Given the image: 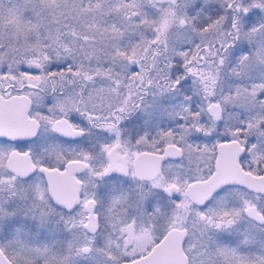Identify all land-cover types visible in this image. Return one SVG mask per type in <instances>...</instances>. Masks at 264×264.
<instances>
[{
    "label": "flooded vegetation",
    "instance_id": "flooded-vegetation-1",
    "mask_svg": "<svg viewBox=\"0 0 264 264\" xmlns=\"http://www.w3.org/2000/svg\"><path fill=\"white\" fill-rule=\"evenodd\" d=\"M132 44L120 43L122 58L81 56L77 71L54 58L39 71L0 45V254L9 264H87L92 255L89 264H127L183 231L186 264H264V67L255 119L226 120L234 109L210 101L214 121L195 86L234 43L193 46L172 67L159 42L131 66ZM221 144L233 151L218 156ZM167 146L181 156L161 160ZM220 169L227 183L185 194ZM41 170L59 174L55 199Z\"/></svg>",
    "mask_w": 264,
    "mask_h": 264
},
{
    "label": "rangeland",
    "instance_id": "rangeland-1",
    "mask_svg": "<svg viewBox=\"0 0 264 264\" xmlns=\"http://www.w3.org/2000/svg\"><path fill=\"white\" fill-rule=\"evenodd\" d=\"M252 4L253 0H177L170 11L158 9L150 0L120 6L117 0H0V45L36 63L39 71L52 58L54 66L62 69L64 64L77 71L82 63L78 55L96 63L102 60L97 58L112 54L122 58L123 40L133 41L131 66L145 54L148 42L163 44L169 67L184 62L193 46L218 43L222 48L234 43L211 65L212 79L199 73L195 91L203 107L215 101L233 108L226 120L243 116L253 121L259 99L256 80L264 67V0L258 7L251 8ZM235 13L238 21L231 29ZM151 18L153 22L148 21ZM52 41L50 48L46 43ZM137 240L134 232L132 242ZM90 258L87 264L99 256Z\"/></svg>",
    "mask_w": 264,
    "mask_h": 264
},
{
    "label": "water",
    "instance_id": "water-1",
    "mask_svg": "<svg viewBox=\"0 0 264 264\" xmlns=\"http://www.w3.org/2000/svg\"><path fill=\"white\" fill-rule=\"evenodd\" d=\"M153 4L155 5H168L170 7H174L176 5L177 0H150ZM180 25H183L182 22H180ZM207 113L213 119L214 121H220L219 118V108L218 105L211 103L208 105L206 108ZM233 145V144H232ZM231 144H221L218 145V156H224L225 153L230 149L232 150ZM233 151V150H232ZM172 156L179 157L181 156V152L177 147L174 146H167L161 155L160 159L164 160L167 158H170ZM236 167V166H233ZM222 168V167H221ZM68 169V168H67ZM220 169V173L216 175L214 178L206 181V182H201V183H194L192 185H189L186 190L185 194L190 198V193L194 190H200L203 192L206 196L209 195L212 191L216 190L220 185H223L227 183L225 180L223 173ZM11 171V169H10ZM44 178L48 182V191L49 195L53 198L57 193V188L52 187L53 185L50 181L52 180L53 177L59 176L56 172L53 171H47V170H41ZM106 173L109 174L111 173V167L110 165L106 169ZM65 175H67V172L64 173L63 177L67 178ZM138 178L146 179L151 176H142L136 174ZM50 181V182H49ZM74 190L77 187V183L72 185ZM72 190V196L75 197L76 191ZM168 191V189H167ZM54 195V196H53ZM74 200V198H73ZM72 200V201H73ZM184 232L183 231H170L165 240L154 246L151 252L141 258H138L130 263L127 264H186L185 260L183 258L182 253L180 252L178 248V243L179 240L182 239ZM0 264H9L5 258L0 254Z\"/></svg>",
    "mask_w": 264,
    "mask_h": 264
},
{
    "label": "trees",
    "instance_id": "trees-1",
    "mask_svg": "<svg viewBox=\"0 0 264 264\" xmlns=\"http://www.w3.org/2000/svg\"><path fill=\"white\" fill-rule=\"evenodd\" d=\"M117 2H118V6H120V4H122V3H126V4H128V5H131L133 2H134V0H117ZM157 7H158V9H167V10H170V11H173V8L172 7H170V6H168V5H156ZM148 21H154L153 20V18H151V19H149ZM51 43H53V44H55V42H50V43H46L47 45L49 44V47L51 48L52 47V44ZM49 48V49H50ZM47 51V50H46ZM45 51V52H46ZM47 53V52H46ZM50 54V53H49ZM78 58H80V56L78 55ZM137 257H139V256H134L133 258L135 259V258H137Z\"/></svg>",
    "mask_w": 264,
    "mask_h": 264
}]
</instances>
